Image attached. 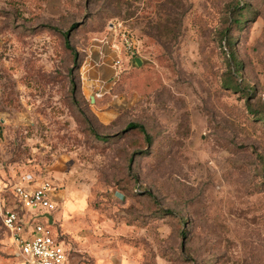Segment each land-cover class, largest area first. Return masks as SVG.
<instances>
[{"label": "rangeland", "instance_id": "374dc122", "mask_svg": "<svg viewBox=\"0 0 264 264\" xmlns=\"http://www.w3.org/2000/svg\"><path fill=\"white\" fill-rule=\"evenodd\" d=\"M44 179L66 264H264V0H0V209Z\"/></svg>", "mask_w": 264, "mask_h": 264}, {"label": "built area", "instance_id": "2783aa9c", "mask_svg": "<svg viewBox=\"0 0 264 264\" xmlns=\"http://www.w3.org/2000/svg\"><path fill=\"white\" fill-rule=\"evenodd\" d=\"M118 64L116 60L115 66ZM53 189L47 179L35 184H15L12 192L17 206L3 205L0 209L1 223L23 264H66L67 253L62 241L52 235L45 217H37L40 213L53 216L56 208L51 198ZM33 210L38 211L30 213Z\"/></svg>", "mask_w": 264, "mask_h": 264}, {"label": "trees", "instance_id": "16d2710c", "mask_svg": "<svg viewBox=\"0 0 264 264\" xmlns=\"http://www.w3.org/2000/svg\"><path fill=\"white\" fill-rule=\"evenodd\" d=\"M246 8L247 7H244L243 8L242 6H240V3L239 2L236 3V6H235L234 10H237L236 11V14L239 16V18L238 19L235 18V21H238L239 24H243L248 19V17L245 15ZM252 12L253 11H249V16L252 15ZM76 25L77 24H73L71 26V28L76 27ZM64 36H65L66 43L68 45V41H69L68 40L69 39V31L65 32L64 33ZM229 47L232 48V44H230ZM230 58H231V61H232V65L230 67L229 72H230V75L233 77V76H235V75L238 74L239 70L242 68V66H243L244 63H243V61H241V60H239L237 58V56L234 54V52L232 51V49H231ZM232 77L229 78L226 81L227 86L233 87L234 89H239V91H242V92H245L246 94H248V90H249V88H251V86L250 85H244V86H242L241 83L237 82ZM126 128L128 130H130V129H137L138 131H140L141 133H143L145 135V139L148 141V143L150 142L149 136H148V134H147V132H146V130H145V128H144L143 125L138 124V123L129 122L127 124ZM0 223H1V218H0ZM1 227H2L3 231L5 232V234L7 235V232L5 231L2 223H1Z\"/></svg>", "mask_w": 264, "mask_h": 264}, {"label": "water", "instance_id": "95a60500", "mask_svg": "<svg viewBox=\"0 0 264 264\" xmlns=\"http://www.w3.org/2000/svg\"><path fill=\"white\" fill-rule=\"evenodd\" d=\"M135 62H136L137 65H140L141 64V61H140L139 58H135ZM37 217L38 218L45 217L47 219V223L49 225H52V223H53L52 214H50V213H40V214H38Z\"/></svg>", "mask_w": 264, "mask_h": 264}, {"label": "crops", "instance_id": "0c3cea01", "mask_svg": "<svg viewBox=\"0 0 264 264\" xmlns=\"http://www.w3.org/2000/svg\"><path fill=\"white\" fill-rule=\"evenodd\" d=\"M52 219H53V221L55 220V219H54V215L52 216Z\"/></svg>", "mask_w": 264, "mask_h": 264}]
</instances>
